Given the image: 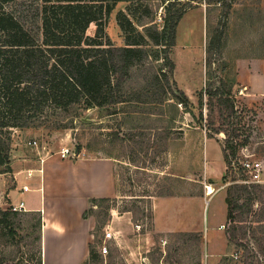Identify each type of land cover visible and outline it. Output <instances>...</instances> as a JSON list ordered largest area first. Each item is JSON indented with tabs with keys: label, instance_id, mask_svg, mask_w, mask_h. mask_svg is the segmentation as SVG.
I'll return each mask as SVG.
<instances>
[{
	"label": "rangeland",
	"instance_id": "1",
	"mask_svg": "<svg viewBox=\"0 0 264 264\" xmlns=\"http://www.w3.org/2000/svg\"><path fill=\"white\" fill-rule=\"evenodd\" d=\"M144 1L152 13L150 18L134 19L136 26L144 31L149 23L162 29L165 12L162 1ZM179 1L176 7H186V10L170 51L175 68L169 84L162 72H169V67L163 66L161 71L162 61L151 58L135 69L133 77L127 81L128 97L124 102L57 110L49 120L12 130L11 169L16 163L29 162L37 151L31 143L34 140L45 153H57L68 147L71 151L78 150L79 155L117 161L118 195L96 202L87 211L95 221L91 245L97 256L85 264L200 261L211 264L207 263V257L214 256L225 243L229 255L212 264H264L261 251V244L264 245V169L262 182L254 183L259 186L254 189L250 211L235 210L234 217L227 218L218 228L210 221L212 199L205 194V183L210 182L200 172L202 141L204 135L210 134L222 144L228 139L244 143L238 153L243 155L241 148L246 147L251 158L264 164V96L248 97L241 93L235 68L236 58L264 52V0ZM41 3L42 0H15L6 8L21 16L29 14L28 10L36 11ZM128 4L118 3L107 21L106 32L116 46L125 45L117 13L127 11ZM96 27L91 24L88 33L93 35ZM209 45H212L210 49ZM156 72L161 77L157 84L152 81ZM211 86L233 101L232 115L226 110L225 118L221 117L216 98L211 108V98L205 91ZM164 88L168 95L171 90L177 93L179 113L171 104L177 100L160 102L159 93L163 96ZM217 128L220 130L215 133ZM9 173L0 172L6 175L0 178L10 179ZM244 178L243 170L228 163L224 180L218 187L227 190V194L233 188V195H239L236 187L251 185L249 189H253L254 184L241 182ZM3 183L6 182L0 181L5 188ZM1 195L6 200V195ZM161 196L170 197L171 205L166 210L174 211L181 220L183 210L187 209L190 212L185 215L187 224L195 228L203 226L202 231L167 229L159 223L154 200ZM244 202L245 195L239 200L240 204ZM0 207L8 209L10 205ZM19 213H22L23 224L34 216V212ZM106 231H112L114 238L108 242L109 253L103 255L99 249ZM37 234L33 228H23L13 238L1 239L0 256L1 253L6 255L5 264H37ZM256 237L261 240L257 241Z\"/></svg>",
	"mask_w": 264,
	"mask_h": 264
},
{
	"label": "trees",
	"instance_id": "2",
	"mask_svg": "<svg viewBox=\"0 0 264 264\" xmlns=\"http://www.w3.org/2000/svg\"><path fill=\"white\" fill-rule=\"evenodd\" d=\"M14 1L0 0L1 173L12 171L14 128L49 120L57 110L62 112L74 106L92 108L124 102L128 97L125 90L127 81L131 80L135 69L151 58L162 61L161 71L163 66L169 67V72L162 71L169 84L170 74L175 68L170 51L175 45L177 27L186 10V7H176V3L181 1L161 0L165 10L162 29L147 23L144 31L139 30L134 21L151 16V8L144 0H42L36 11L28 10L29 14L22 13L21 16L6 8ZM120 2L129 3L127 11L117 13L118 24L125 36L124 46L114 45L106 32L107 21ZM91 24L97 26L93 35L88 33ZM152 81L160 83L159 72L154 73ZM164 89L163 96L162 92L159 93L160 102L177 100V103L171 104L179 113L180 99L177 93L171 90L170 97ZM205 91L211 101L216 98L221 117L225 118L226 110L232 115L234 103L229 97H224V93L218 89L214 91L212 86ZM202 95L203 91L200 92L201 107ZM210 104L213 109L214 102ZM202 116L200 113V119ZM219 130L215 129V133ZM242 145L244 143L226 140L223 151L227 164L232 165ZM250 186L236 187L239 195L235 196L233 188L228 190L229 219L234 217L233 212L237 209L250 211L255 198L254 189L259 184L252 185L253 189H249ZM243 195L246 202L240 204ZM110 199L91 201L95 205L98 201ZM24 224L22 213L0 207V240L13 238L19 229L33 228L38 231L35 236L39 242L37 264H43L41 213L34 212V216L26 219ZM256 240L260 241L261 237H256ZM261 251L264 255L262 244ZM96 256L91 245L90 259L95 260ZM6 258L1 253L0 264H5Z\"/></svg>",
	"mask_w": 264,
	"mask_h": 264
},
{
	"label": "crops",
	"instance_id": "3",
	"mask_svg": "<svg viewBox=\"0 0 264 264\" xmlns=\"http://www.w3.org/2000/svg\"><path fill=\"white\" fill-rule=\"evenodd\" d=\"M235 68L237 86L241 93L248 97L264 96V52L236 58ZM202 145L200 172L210 182L205 183V194L212 199L210 221L218 228L228 218L227 190L222 191L218 187L227 172V162L221 141L204 135ZM28 163H16L9 173L10 179L0 178V181L6 182L3 183L5 188L0 184V206L24 200V211L41 213L43 264H85L91 260L90 246L94 242L95 226L93 217L87 211L94 206L92 199L114 198L118 195L117 161L114 158L84 155L62 158L59 152L45 153L41 150L40 153L33 152ZM29 170L33 171L31 176H28ZM25 185L29 186V190L24 192L22 188ZM207 185L215 189L213 193L207 192ZM32 192L39 195H30ZM1 194L6 195V200ZM154 205L156 220L165 228L202 231L203 226L195 228L189 222L187 224L185 215L190 214L187 209L183 210L181 220L177 213L166 210L171 205L170 197H157ZM165 219L169 220L164 222ZM162 221L168 224L165 225ZM208 228L206 225V231ZM219 250L213 253L214 256L207 257V263L220 262L223 256L230 253L227 243ZM144 264H206V261Z\"/></svg>",
	"mask_w": 264,
	"mask_h": 264
},
{
	"label": "built area",
	"instance_id": "4",
	"mask_svg": "<svg viewBox=\"0 0 264 264\" xmlns=\"http://www.w3.org/2000/svg\"><path fill=\"white\" fill-rule=\"evenodd\" d=\"M31 143L36 147L38 153H40L41 148H40L38 141L34 140ZM241 149H242L243 155L238 153L237 158L234 159L232 163L234 167L238 168L239 170H243L245 173V178L241 182H243V184L261 183L262 173L264 169L263 162L258 159L251 158V154L249 153V150L246 147H242ZM59 155L62 158L76 157L79 155V151L78 150L71 151L70 148L64 147L59 151ZM27 173H28V176H31L33 171L29 170ZM206 187H207V192H209L210 186L208 187L207 185ZM28 190H29V186L27 185L23 186L22 191L25 192ZM213 190L215 189L213 188ZM9 208L10 210L14 212L24 211L26 210V204L24 200H21L17 204H11ZM113 238H114L113 232L106 231L104 242L100 246V252L103 255H107L109 253L108 242Z\"/></svg>",
	"mask_w": 264,
	"mask_h": 264
},
{
	"label": "bare ground",
	"instance_id": "5",
	"mask_svg": "<svg viewBox=\"0 0 264 264\" xmlns=\"http://www.w3.org/2000/svg\"><path fill=\"white\" fill-rule=\"evenodd\" d=\"M212 191L214 192L213 187L210 186V187H209V193H213Z\"/></svg>",
	"mask_w": 264,
	"mask_h": 264
}]
</instances>
